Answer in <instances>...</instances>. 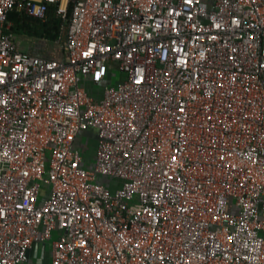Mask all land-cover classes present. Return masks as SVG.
Returning <instances> with one entry per match:
<instances>
[{"label":"built area","instance_id":"1","mask_svg":"<svg viewBox=\"0 0 264 264\" xmlns=\"http://www.w3.org/2000/svg\"><path fill=\"white\" fill-rule=\"evenodd\" d=\"M50 5L61 59L10 31ZM54 235L50 264H264V0H0V264Z\"/></svg>","mask_w":264,"mask_h":264},{"label":"trees","instance_id":"2","mask_svg":"<svg viewBox=\"0 0 264 264\" xmlns=\"http://www.w3.org/2000/svg\"><path fill=\"white\" fill-rule=\"evenodd\" d=\"M8 21L11 23L10 31L15 35L49 45H58V42L64 41L68 29V21L61 17L56 5L49 6L45 20L13 10L8 14Z\"/></svg>","mask_w":264,"mask_h":264},{"label":"rangeland","instance_id":"3","mask_svg":"<svg viewBox=\"0 0 264 264\" xmlns=\"http://www.w3.org/2000/svg\"><path fill=\"white\" fill-rule=\"evenodd\" d=\"M15 36H16L17 43L18 42L20 43L21 49L25 50V51H29L28 40L25 39L24 37L19 36L18 34ZM45 45H46V49H49V50H53V49L55 50L58 47H61L60 43H58V45L57 44L56 45H49V44L45 43ZM121 78L122 77H121V73L118 70V66L114 65L110 81H104L98 85H95V84L90 83V82L85 84L82 81L81 85L85 86L87 91L90 94H92L95 97H98V96L102 95L105 86H107L110 83H111V85L115 86V85H117V83L120 81ZM95 132H96L95 129L90 128L82 134V138H81L82 143L85 145L86 149H88L86 152V158H87V161H89V164L92 163V159L96 153V148H97L98 137H97V134ZM45 177H47V175H45ZM104 182H106L107 184H109L111 186L112 191L119 189L120 187H122V184H123V181L119 178H113V179L105 178ZM49 189H50V187L47 183L41 182L42 197L47 195V193L49 192ZM56 237L57 236L54 235L49 241H47L46 250H45V258H44L43 264H50L52 242L56 239ZM31 264H36V262L31 263Z\"/></svg>","mask_w":264,"mask_h":264},{"label":"crops","instance_id":"4","mask_svg":"<svg viewBox=\"0 0 264 264\" xmlns=\"http://www.w3.org/2000/svg\"><path fill=\"white\" fill-rule=\"evenodd\" d=\"M25 39L28 40V45H29V51L22 50L20 47V43L18 42V47L21 51L27 52L33 55L41 56V57H47V58H52V59H61L63 58V50L61 47H58L57 49L49 50L46 49V45L42 41H37L34 39H30L27 37H24ZM100 97V96H98Z\"/></svg>","mask_w":264,"mask_h":264},{"label":"water","instance_id":"5","mask_svg":"<svg viewBox=\"0 0 264 264\" xmlns=\"http://www.w3.org/2000/svg\"><path fill=\"white\" fill-rule=\"evenodd\" d=\"M40 244L36 243L35 244V256H37L38 250H39ZM45 256V244L41 245V254H40V258L36 261L37 264H42L43 262V258ZM27 258H29V253L27 255Z\"/></svg>","mask_w":264,"mask_h":264}]
</instances>
